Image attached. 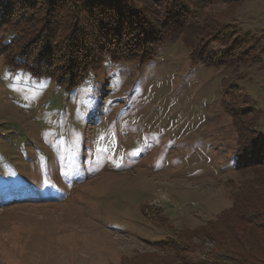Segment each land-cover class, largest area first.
Returning <instances> with one entry per match:
<instances>
[{"label":"rangeland","instance_id":"obj_1","mask_svg":"<svg viewBox=\"0 0 264 264\" xmlns=\"http://www.w3.org/2000/svg\"><path fill=\"white\" fill-rule=\"evenodd\" d=\"M55 11L37 17L53 26ZM233 17L264 33V0ZM44 27L24 45L48 46L55 28ZM70 40L57 55L63 81L83 44L90 55L95 47ZM188 57L176 39L143 65L105 62L71 90L9 72L0 57V264H119L165 237L155 217L194 227L230 206L237 134L222 102L236 87L264 131V54L237 72Z\"/></svg>","mask_w":264,"mask_h":264},{"label":"trees","instance_id":"obj_2","mask_svg":"<svg viewBox=\"0 0 264 264\" xmlns=\"http://www.w3.org/2000/svg\"><path fill=\"white\" fill-rule=\"evenodd\" d=\"M245 1L0 0V57L9 72L25 71L71 90L105 62L143 65L162 46L180 39L189 49L191 66L237 72V68L258 65L264 54V33L245 30L233 17ZM44 6L56 10L55 30L49 45L36 51L24 44L42 37L46 24L53 28L47 16L43 22L37 17ZM87 28L92 29L84 31ZM127 36L131 42H126ZM70 39L73 46L84 40L95 47L89 49L90 55L83 44L82 63L68 67L69 80L63 81L57 74L62 66L57 55ZM104 40L115 45L103 46ZM230 91L234 94L222 103L237 134L233 166L239 175L227 187L230 206L194 227L178 229L166 217H155L165 237L149 243L147 251L124 256L119 264H264V131L249 119L253 109L246 100L239 107L236 87Z\"/></svg>","mask_w":264,"mask_h":264}]
</instances>
